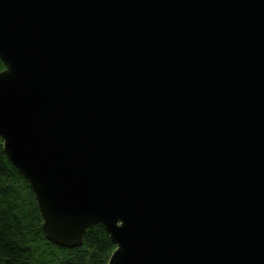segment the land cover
<instances>
[{"label":"water","instance_id":"obj_1","mask_svg":"<svg viewBox=\"0 0 264 264\" xmlns=\"http://www.w3.org/2000/svg\"><path fill=\"white\" fill-rule=\"evenodd\" d=\"M0 136L47 238L108 264H264V0H0Z\"/></svg>","mask_w":264,"mask_h":264},{"label":"trees","instance_id":"obj_2","mask_svg":"<svg viewBox=\"0 0 264 264\" xmlns=\"http://www.w3.org/2000/svg\"><path fill=\"white\" fill-rule=\"evenodd\" d=\"M5 67L0 59V71ZM43 223L35 193L0 136V264H108L116 249L103 224L87 231L82 246L67 248L47 238Z\"/></svg>","mask_w":264,"mask_h":264}]
</instances>
